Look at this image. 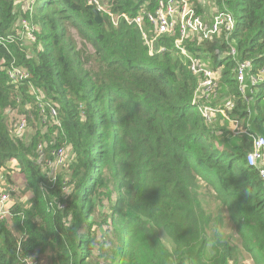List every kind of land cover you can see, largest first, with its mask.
<instances>
[{
    "label": "trees",
    "instance_id": "trees-1",
    "mask_svg": "<svg viewBox=\"0 0 264 264\" xmlns=\"http://www.w3.org/2000/svg\"><path fill=\"white\" fill-rule=\"evenodd\" d=\"M209 1L233 16V31L182 46L223 66L209 104L231 98L227 114L245 132L225 118L205 121L192 105L199 77L175 45L178 29L150 54L135 24L120 17L114 26L104 12L97 22L85 0H0V167L15 159L29 182V201L11 202L10 219L0 218V264H264V177L246 160L264 134V81L245 98L233 73L245 60L251 73L264 67V0ZM156 4L107 0L130 18ZM10 65L30 77L12 82ZM14 110L27 118L24 138L11 133ZM60 147L66 158L53 177L44 159ZM200 180L215 193L214 217Z\"/></svg>",
    "mask_w": 264,
    "mask_h": 264
},
{
    "label": "built area",
    "instance_id": "built-area-1",
    "mask_svg": "<svg viewBox=\"0 0 264 264\" xmlns=\"http://www.w3.org/2000/svg\"><path fill=\"white\" fill-rule=\"evenodd\" d=\"M89 4H99V0H87ZM104 11L111 17L113 14L109 9ZM122 17L125 22L135 24L141 31L145 44L148 46L150 53L156 50H162V47L155 45L157 37L162 34H173L176 29L179 31V37L175 39V45L181 52L190 60V68L199 76L197 86L193 92L192 105L197 108L200 114L204 117L205 121L211 122L216 112L226 115V111L234 107L232 100H226L222 106L213 107L209 105V101L216 94L218 89V79L213 75L214 70L208 64L200 59H196L192 54L186 51L182 46L184 39H202L209 38L214 34H225V39L229 37L235 27L233 16L223 10H214L212 19L206 23L200 13H197L192 3L189 0H157L156 8L153 11L142 7L139 13L130 18L125 14L115 16L116 24L119 18ZM22 25L25 26L26 35L29 39L34 40V36L29 29L26 20H22ZM151 26V27H150ZM234 48L229 49V55L235 56ZM251 61L245 60L239 62L233 68L234 78L238 84L240 93L245 97L246 85H258L264 81V67L260 68L257 72L251 73ZM10 80L16 84L23 82L29 78V72L24 68L11 65L7 71ZM32 93L36 90L32 89ZM43 96V94H42ZM37 95L40 101L43 97ZM49 115L54 117L57 111L51 104L47 105ZM38 109L41 115L46 114V109L43 103L38 104ZM44 121V119L42 120ZM27 118L21 116L16 123V134L23 130L26 126ZM264 128V125H263ZM237 132V130H236ZM239 132H244L239 130ZM253 148L246 155V160L249 165L256 166L259 173L264 177V134H257L253 136ZM64 151L62 147L54 150L53 160H46L45 166L49 168V174L54 177L53 168L57 167L64 160ZM10 193L7 190H0V218L6 214H10L9 206L11 205ZM30 264V262H28Z\"/></svg>",
    "mask_w": 264,
    "mask_h": 264
},
{
    "label": "rangeland",
    "instance_id": "rangeland-1",
    "mask_svg": "<svg viewBox=\"0 0 264 264\" xmlns=\"http://www.w3.org/2000/svg\"><path fill=\"white\" fill-rule=\"evenodd\" d=\"M99 4L103 9H105V10L108 9L106 6L107 0H99ZM200 5H201V8L203 10V12L201 13L202 17L206 23H209L212 19V15H213L214 10L217 9L216 8L217 4L215 2H211L209 0H200ZM106 15L108 16V20L112 24H114L115 23V16H117V14H115L113 17L109 16L107 13H106ZM75 34H76L78 40H80V37L78 36L79 34L76 31H75ZM213 54L218 55L219 52L217 50H214ZM206 60L209 62L210 66L215 65L214 64L215 62L211 61L210 59H206ZM10 68H11V65L8 67H5L6 72ZM221 71L222 70H217V71H214L215 73H213V75L215 76L216 79L219 78L218 82L220 81V79L222 77ZM246 89H245V91H246ZM217 97L218 96H216L214 99H216ZM8 114L10 116V120L13 119L12 125L14 126V129L10 128L11 133L13 135H17L19 137L24 138L25 137L24 135L26 133V126L23 130L19 131L16 134V132H17L16 123H17L18 119L23 115L19 114L16 110L9 111ZM220 120H221V118H218L217 122H219L221 124L222 122ZM42 123H44V121H42ZM240 123H241V121H240ZM26 125H27V123H26ZM9 127H11V126L9 125ZM37 128L42 133L45 132L44 126H37ZM34 131H35V129H28V135H31L32 133H34ZM65 158H66V150L64 151V160H65ZM46 160L47 159H44V165L46 163ZM64 160L62 162H64ZM15 163H16V160L9 159L8 161H6V163L4 165H2L0 167V190L9 191V193H10L9 203L15 202V201H26V202H28L29 200L27 197L29 194H28V192H24L23 190L25 189V187L29 186V182H28L27 177L25 175H21L15 169ZM58 165H57V167H58ZM57 167L53 168L54 173H55ZM47 169L49 170L48 167H47ZM200 193L205 194L204 196L199 197V199L201 200V203L203 205L205 213L210 214L212 217L216 216L219 213V211L217 210V208H215L216 207L215 193L211 189L208 188L207 183L203 180H200ZM4 217H5V219H10V214H6ZM8 224H10V222H8ZM215 224L216 223H214V225ZM42 263L47 264L44 262L43 259H42ZM102 263H103V261H102ZM244 263L249 264L250 262L246 259V262H244Z\"/></svg>",
    "mask_w": 264,
    "mask_h": 264
},
{
    "label": "crops",
    "instance_id": "crops-1",
    "mask_svg": "<svg viewBox=\"0 0 264 264\" xmlns=\"http://www.w3.org/2000/svg\"><path fill=\"white\" fill-rule=\"evenodd\" d=\"M22 6H23V3H22ZM26 6V3L24 4V7ZM143 7H146V6H143ZM117 15H119V14H117ZM127 23V22H126ZM117 24V23H116ZM127 24H130V23H127ZM112 25H114L115 26V24H112ZM138 29V28H137ZM139 30V29H138ZM142 39H143V36H142ZM143 42H144V39H143ZM145 43V42H144ZM147 46V45H146ZM148 47V46H147ZM148 52L150 53V50H149V48H148ZM150 54H152V53H150ZM201 61H204V62H206L207 64H208V66L211 68V69H213L214 71H217V70H222V65H218V66H213V65H211L210 66V64H209V62L207 61V60H203V59H200ZM221 75H222V71H221ZM199 77V76H198ZM219 80V79H218ZM220 82V81H219ZM219 82H218V89H217V91H216V93L219 91ZM248 85L249 84H247L246 85V88L248 87ZM215 98V95H214V97H212L211 98V100L212 99H214ZM245 98H246V96H245ZM228 99H230L231 100V98H227L226 99V97H224V100L226 101V100H228ZM211 100L209 101V103L211 102ZM224 100H221V101H219V102H216V104H219V103H221L222 102V104L220 105V106H222L223 105V103L225 102ZM248 100V99H247ZM224 101V102H223ZM215 104V105H216ZM210 105V104H209ZM231 110V109H230ZM228 111H229V109L226 111V115H224V114H222V113H218V112H216L215 114H214V116H213V120L212 121H214L215 119H216V121L218 120V118H221V122H223V120H224V118L225 119H227L228 120V124H229V129L230 130H234L235 132H236V130L239 132V130H243L244 131V129L242 128L243 126H242V124L240 123V121L239 120H237V119H234V118H229V116H228ZM200 113V112H199ZM249 125V123H247V126ZM245 132V131H244ZM13 160H15V159H13ZM15 169L18 171V167H17V164L15 163ZM19 172V171H18ZM21 175H24V174H22V173H20ZM260 174V173H259Z\"/></svg>",
    "mask_w": 264,
    "mask_h": 264
},
{
    "label": "clouds",
    "instance_id": "clouds-1",
    "mask_svg": "<svg viewBox=\"0 0 264 264\" xmlns=\"http://www.w3.org/2000/svg\"><path fill=\"white\" fill-rule=\"evenodd\" d=\"M16 1H23V0H16ZM86 1V3L87 4H89L88 2H87V0H85ZM23 3V2H22ZM26 3V6H29V3H30V1H25L24 2V4ZM156 3H157V0H156ZM192 3V2H191ZM89 5H91L92 7H93V9L94 8H97V9H99V11H100V14H101V12H104L105 14H106V12L104 11V9L100 6V4H89ZM157 5V4H156ZM107 6V8L110 10V8L108 7V5H106ZM192 6L194 7V5L192 4ZM195 8V7H194ZM196 10V9H195ZM111 11V10H110ZM197 12V11H196ZM115 14V13H114ZM201 14V13H200ZM102 17V16H101ZM22 20H24V19H22ZM22 20H21V26L25 29V27L22 25ZM27 22V21H26ZM28 25V24H27ZM30 30H31V32H32V34H33V30H32V28H29ZM22 34H24L25 35V39H27L28 41H33V40H31V39H29L28 37H27V35H26V29H25V31H24V33H22ZM34 36V35H33ZM20 68H22V67H20ZM26 70V69H25ZM29 72V71H28ZM29 75H30V73H29ZM30 77V76H29ZM27 80V79H26ZM25 81V80H24ZM23 81V82H24ZM22 83V82H21ZM19 84V83H18ZM32 89H34V90H36L35 88H33V87H30V92H31V94H33V95H35V97H36V100H38L37 99V90H36V93H32ZM39 91V90H38ZM42 96V95H41ZM44 96V95H43ZM42 96V97H43ZM43 99V98H42ZM41 99V100H42ZM39 101V100H38Z\"/></svg>",
    "mask_w": 264,
    "mask_h": 264
},
{
    "label": "water",
    "instance_id": "water-1",
    "mask_svg": "<svg viewBox=\"0 0 264 264\" xmlns=\"http://www.w3.org/2000/svg\"><path fill=\"white\" fill-rule=\"evenodd\" d=\"M93 12L95 13V20H96L97 22H101V21H102V17H101V14H100L99 9L94 8V9H93Z\"/></svg>",
    "mask_w": 264,
    "mask_h": 264
},
{
    "label": "bare ground",
    "instance_id": "bare-ground-1",
    "mask_svg": "<svg viewBox=\"0 0 264 264\" xmlns=\"http://www.w3.org/2000/svg\"><path fill=\"white\" fill-rule=\"evenodd\" d=\"M196 89V88H195Z\"/></svg>",
    "mask_w": 264,
    "mask_h": 264
}]
</instances>
